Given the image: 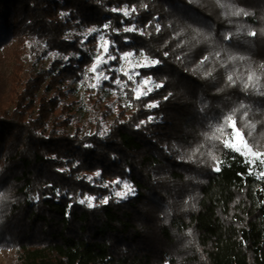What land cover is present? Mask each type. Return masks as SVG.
<instances>
[{"label":"trees","instance_id":"trees-1","mask_svg":"<svg viewBox=\"0 0 264 264\" xmlns=\"http://www.w3.org/2000/svg\"><path fill=\"white\" fill-rule=\"evenodd\" d=\"M101 35L116 59L92 95ZM0 51L14 60L0 71V248L12 264H264V181L205 139L243 104L264 151V0H0ZM141 52L159 63L132 80L116 72ZM249 72L258 90L244 88Z\"/></svg>","mask_w":264,"mask_h":264},{"label":"snow or ice","instance_id":"snow-or-ice-1","mask_svg":"<svg viewBox=\"0 0 264 264\" xmlns=\"http://www.w3.org/2000/svg\"><path fill=\"white\" fill-rule=\"evenodd\" d=\"M115 11V9H113ZM125 16L130 15V11L127 9L122 10ZM131 12H135V8L131 9ZM232 15H247V13H243L242 10H236L231 12ZM105 28L108 25H104ZM159 26H157L158 28ZM134 27L132 28H125L124 31L131 32L134 31ZM91 32L98 31L97 29H90ZM248 35L255 36V32H249ZM101 44L100 48L103 50L102 53H98L95 58V61L92 67L89 69L90 72L95 73L96 75L93 77L96 80V83L90 84L89 87L96 88L99 84L100 80H108L110 77L104 74L103 71H98L102 65L107 64L110 60H115L116 57L109 53L110 44L108 41H105L103 36L100 37ZM134 53H124L121 59H128L133 57ZM140 56L143 57V61H138L135 67H149L155 64H158L159 61L151 60L147 57L143 52L140 53ZM205 60L208 57L204 58ZM235 59V58H233ZM264 68V65L261 66ZM122 70V69H121ZM125 76L128 77L129 80L133 79L132 75H129L128 72L123 73ZM138 75V73H136ZM228 81L234 83L233 76L229 75L227 77ZM150 78L147 80L141 81L140 84L137 85L136 88L132 89L134 93L135 99H140L142 96L147 95L149 92L152 91L151 88H148L147 91H142L143 86H146L150 83ZM260 82V77L256 75L255 72H249L247 76V80L244 84V88H253L258 90V85ZM115 83L120 85L121 81L119 79L115 80ZM162 85H156V87H161ZM264 95V92L260 93ZM157 104H149L148 107H157ZM246 106L241 104L238 108L233 109L229 114L225 115L222 118V122L215 126L214 130L208 134H205V139L209 142H218L224 149L229 150L232 153L238 154L239 156L244 158V163L248 165V175H253L257 180L264 181V151L260 149V146L255 145L250 142L249 138L252 137L253 131L256 128V124L248 119V111H242L245 109ZM240 117L241 123L238 126L237 123V113H241ZM151 120L152 118L149 117ZM245 130H247V135H245ZM213 147H216V144H213ZM196 151H199L197 149ZM209 158L214 162V170L219 172L221 170V165L224 163L218 156H216L213 152H208ZM235 158V156L233 157ZM98 176L99 173H96ZM91 180V177L88 178ZM115 183L119 184L121 181H116ZM124 187L128 189L129 192L132 191L131 186L127 183H124ZM117 196L126 197L127 193L125 192H117ZM94 197H86L85 199L80 200L81 204H84L87 201L88 207H94L95 205L92 203ZM101 203H107V199L101 201Z\"/></svg>","mask_w":264,"mask_h":264},{"label":"rangeland","instance_id":"rangeland-1","mask_svg":"<svg viewBox=\"0 0 264 264\" xmlns=\"http://www.w3.org/2000/svg\"><path fill=\"white\" fill-rule=\"evenodd\" d=\"M101 36H103V35H101ZM103 38L105 41H108L105 36H103ZM97 43H98L100 53H102L103 50L100 48V44L102 42H101L100 38L98 39ZM110 47H111V44H110ZM3 53H4V51H3ZM25 55L26 56H22V59L24 60V66H23V70L20 72V74L23 78H25L28 75L27 71L31 65V60L26 58L27 54H25ZM4 60L5 61L0 64V71H2L3 74L6 75V77H10V73L13 71L14 60L11 56L4 57ZM94 61H95V59H94ZM94 61H93V63H94ZM142 61H143V59H142ZM137 62H138V60H133L130 58H128L127 60L123 59L122 63L117 67L116 72L123 74L126 71L130 75L132 72L131 69H133L135 67ZM93 63L90 66H88V69L85 72L86 75L84 76V80H85V85H87V87H89L90 84L96 83V80L93 78L96 74L89 71V69L92 67ZM103 68H104V65H102L101 68L98 69V71H103ZM143 80H147V79H141L139 81V83H137V85L140 84L141 81H143ZM86 82L88 84H86ZM148 86L149 85L143 86L142 91H145ZM89 88H91V87H89ZM98 88L99 87L93 88L94 92L91 93L90 91L86 90V87L84 85L80 84L79 85V91H78V98L80 100L84 101V98L87 99V97L89 96V93L94 95ZM81 116H82L81 121H85V119L89 118V113L87 111H85V112H83V115H81ZM12 258H13V250H11V249L5 250V249L0 248V264H12Z\"/></svg>","mask_w":264,"mask_h":264}]
</instances>
